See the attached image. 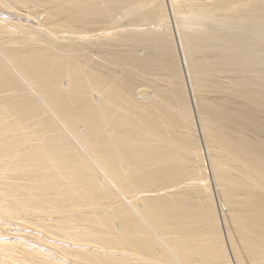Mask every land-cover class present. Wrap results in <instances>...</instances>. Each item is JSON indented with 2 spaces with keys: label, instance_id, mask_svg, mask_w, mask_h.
<instances>
[{
  "label": "bare ground",
  "instance_id": "bare-ground-1",
  "mask_svg": "<svg viewBox=\"0 0 264 264\" xmlns=\"http://www.w3.org/2000/svg\"><path fill=\"white\" fill-rule=\"evenodd\" d=\"M0 264H264V0H0Z\"/></svg>",
  "mask_w": 264,
  "mask_h": 264
},
{
  "label": "rangeland",
  "instance_id": "rangeland-1",
  "mask_svg": "<svg viewBox=\"0 0 264 264\" xmlns=\"http://www.w3.org/2000/svg\"><path fill=\"white\" fill-rule=\"evenodd\" d=\"M177 48V47H176ZM180 64H181V67H182V63L180 62Z\"/></svg>",
  "mask_w": 264,
  "mask_h": 264
}]
</instances>
